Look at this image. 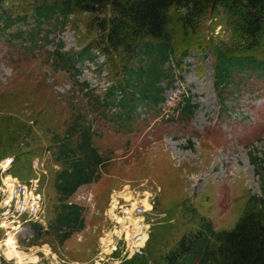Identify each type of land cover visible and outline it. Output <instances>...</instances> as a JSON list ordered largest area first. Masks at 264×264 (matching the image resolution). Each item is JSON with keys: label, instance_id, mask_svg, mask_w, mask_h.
<instances>
[{"label": "rangeland", "instance_id": "obj_1", "mask_svg": "<svg viewBox=\"0 0 264 264\" xmlns=\"http://www.w3.org/2000/svg\"><path fill=\"white\" fill-rule=\"evenodd\" d=\"M34 1H5L13 16L27 13L28 23L0 31V186L12 183L7 178L29 184L45 200L46 225L63 202L55 188L63 166L55 160L52 138L64 134L80 113L92 126L94 146L107 160L97 181L80 186L64 202L84 207L82 230L64 241L48 226L34 236L37 230L26 223V236H14L16 229L0 223V264H167L202 220L218 231L230 230L252 195L264 197L259 175L264 171L251 162L252 152L264 157V80L238 77L241 85L231 89L240 91L228 101L232 112L218 117L210 50L249 45L225 8L196 17L201 19L185 32L180 24L185 10L172 9L176 80L167 86L163 103L138 108L141 115L130 126H121L115 118L121 109H107L100 101L109 87L123 80L124 53H102L97 16L88 12L71 14L65 26L46 22L43 29H53L52 42L25 46L11 33L34 24ZM60 40L67 53L93 46L88 53L92 59L75 62L81 75L55 66L52 51ZM181 47L190 54L181 57ZM112 55L117 73L109 65ZM77 80L89 83V94ZM191 94L200 109L184 118L179 109Z\"/></svg>", "mask_w": 264, "mask_h": 264}, {"label": "trees", "instance_id": "obj_2", "mask_svg": "<svg viewBox=\"0 0 264 264\" xmlns=\"http://www.w3.org/2000/svg\"><path fill=\"white\" fill-rule=\"evenodd\" d=\"M6 0H0V31L4 34L18 23H28V14L13 16L6 8ZM182 7L185 11L180 20L182 31L192 30L194 20L223 7L230 13V21L247 37L249 47L228 49L213 47L215 57V86L224 103L238 76L248 80L264 76V60L257 54L264 50V0H35L33 2L34 24L11 34L22 39L25 46L37 48L45 40L50 43V32L43 29L46 22L65 26L70 15L76 12L95 14L97 27L101 32L99 44L105 56L122 51L124 59L123 80L112 85L105 92L100 105H118L121 112L116 115L117 123L130 126L140 106L153 108L165 100L167 86L174 80V31L171 27V11ZM12 14V15H11ZM104 14V16H100ZM201 17V18H196ZM42 43V42H41ZM179 44V43H178ZM180 46V45H179ZM90 44L82 52L63 51L62 40L52 51L55 66L70 71L75 76L81 70L75 67L79 58H90ZM183 48L181 47V50ZM212 50V49H211ZM185 54L189 50L183 51ZM109 65L117 73V64L112 57ZM166 81V85H163ZM85 94L92 90L89 83L76 81ZM241 85V84H239ZM123 93L119 96V93ZM186 99V105L179 112L184 118H191L198 107ZM98 109L100 106L97 107ZM104 112V111H102ZM130 114L132 116H130ZM92 126L81 113L66 129L64 134L56 133L55 160L63 166L56 177L55 188L63 201L58 211L53 210L49 230L55 231L62 240L85 227L84 207L77 203H64L80 186L97 181L100 168L107 160L93 144ZM251 161L258 171H264V157L252 156ZM264 178V174L259 173ZM34 227L41 232L40 224ZM214 244H219L215 247ZM167 264H264V197L252 195L243 215L230 230H215L210 221L202 220L199 230L185 237L179 248L173 251Z\"/></svg>", "mask_w": 264, "mask_h": 264}, {"label": "built area", "instance_id": "obj_3", "mask_svg": "<svg viewBox=\"0 0 264 264\" xmlns=\"http://www.w3.org/2000/svg\"><path fill=\"white\" fill-rule=\"evenodd\" d=\"M41 201L35 192H32L29 184L17 182L9 186H0V223L7 228L16 229L15 232L26 233L24 227L26 220L37 217ZM26 236V235H25Z\"/></svg>", "mask_w": 264, "mask_h": 264}, {"label": "bare ground", "instance_id": "obj_4", "mask_svg": "<svg viewBox=\"0 0 264 264\" xmlns=\"http://www.w3.org/2000/svg\"><path fill=\"white\" fill-rule=\"evenodd\" d=\"M7 181L8 182H12V183H10V184H8V186H9V188H12V186L14 185V184H16L17 182H13V180L11 179V178H7ZM138 232V231H137ZM14 234V233H13ZM15 236V235H14ZM18 257L21 259V260H27V258H28V256H26L25 254H23V253H19L18 254ZM10 259V258H9Z\"/></svg>", "mask_w": 264, "mask_h": 264}]
</instances>
